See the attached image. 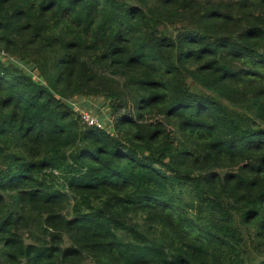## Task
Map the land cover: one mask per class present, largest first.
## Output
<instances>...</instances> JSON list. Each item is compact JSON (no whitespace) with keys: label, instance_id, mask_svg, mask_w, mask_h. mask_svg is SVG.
I'll return each mask as SVG.
<instances>
[{"label":"trees","instance_id":"1","mask_svg":"<svg viewBox=\"0 0 264 264\" xmlns=\"http://www.w3.org/2000/svg\"><path fill=\"white\" fill-rule=\"evenodd\" d=\"M243 230L260 255L264 0H0V264H264Z\"/></svg>","mask_w":264,"mask_h":264},{"label":"rangeland","instance_id":"2","mask_svg":"<svg viewBox=\"0 0 264 264\" xmlns=\"http://www.w3.org/2000/svg\"><path fill=\"white\" fill-rule=\"evenodd\" d=\"M29 70V69H27ZM36 72H33L34 75ZM73 102L72 107L76 109L78 112H87L89 115L94 117L98 123H100L103 127L110 129L111 127V112L110 108L108 107L107 101H105L102 97H80V98H72L69 100ZM238 222V221H237ZM245 231V230H243ZM249 234L245 231V246L247 247L248 257L247 261L252 262L251 260L256 257L264 256V250L260 252V255L253 253L252 249V239L248 236ZM251 249V250H250ZM86 264H93L91 260H87Z\"/></svg>","mask_w":264,"mask_h":264},{"label":"built area","instance_id":"3","mask_svg":"<svg viewBox=\"0 0 264 264\" xmlns=\"http://www.w3.org/2000/svg\"><path fill=\"white\" fill-rule=\"evenodd\" d=\"M82 118L85 122H87L90 125H99L102 126L100 123H98L96 121V119L94 117H92L91 115H89L87 112H81Z\"/></svg>","mask_w":264,"mask_h":264}]
</instances>
